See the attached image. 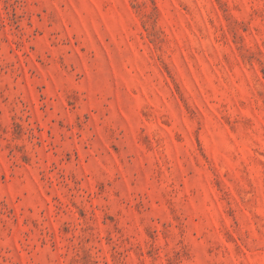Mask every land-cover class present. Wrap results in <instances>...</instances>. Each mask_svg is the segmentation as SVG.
Returning a JSON list of instances; mask_svg holds the SVG:
<instances>
[{
    "label": "rangeland",
    "instance_id": "1",
    "mask_svg": "<svg viewBox=\"0 0 264 264\" xmlns=\"http://www.w3.org/2000/svg\"><path fill=\"white\" fill-rule=\"evenodd\" d=\"M0 264H264V0H0Z\"/></svg>",
    "mask_w": 264,
    "mask_h": 264
}]
</instances>
